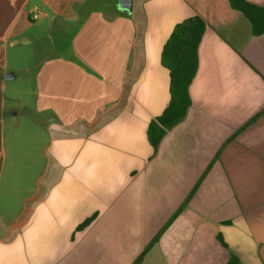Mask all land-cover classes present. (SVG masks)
I'll return each instance as SVG.
<instances>
[{"label":"crops","instance_id":"0c3cea01","mask_svg":"<svg viewBox=\"0 0 264 264\" xmlns=\"http://www.w3.org/2000/svg\"><path fill=\"white\" fill-rule=\"evenodd\" d=\"M118 1L0 0V264H136L162 231L139 264H264V33L230 0ZM196 17L190 106L154 147ZM44 23L61 52L26 107L11 65Z\"/></svg>","mask_w":264,"mask_h":264},{"label":"trees","instance_id":"16d2710c","mask_svg":"<svg viewBox=\"0 0 264 264\" xmlns=\"http://www.w3.org/2000/svg\"><path fill=\"white\" fill-rule=\"evenodd\" d=\"M230 1L236 10L243 12L251 21L255 34L264 33V7L252 5L247 0ZM205 30L206 23L203 19L196 17L186 20L176 26L165 45L162 61L172 75V103L164 115L151 124L150 140L154 147H157L160 138L164 134V131L158 135L154 133L157 124L160 123L167 127L172 126L175 124L174 122L182 119L184 112L190 106L189 88L198 70V50ZM198 187L199 184L196 189ZM184 207L180 209V212ZM161 234L146 249L136 264L142 262L149 250L158 242Z\"/></svg>","mask_w":264,"mask_h":264},{"label":"rangeland","instance_id":"374dc122","mask_svg":"<svg viewBox=\"0 0 264 264\" xmlns=\"http://www.w3.org/2000/svg\"><path fill=\"white\" fill-rule=\"evenodd\" d=\"M38 22L39 21H36V23ZM44 26L46 33L43 38L39 39L38 44L18 48L17 57L20 61L18 64L11 65V72L19 71V74L16 75L17 81L15 80L9 83L10 90L16 87L18 93L14 94L13 91H11L10 96L13 99L21 98L23 105L26 107L32 105V97H30L29 93L34 89V77L41 60L48 55H56L61 52L58 41L60 35L57 24L52 28L48 27L46 23H44ZM68 34L70 36L72 33L68 32ZM26 68H28V70H26Z\"/></svg>","mask_w":264,"mask_h":264},{"label":"water","instance_id":"95a60500","mask_svg":"<svg viewBox=\"0 0 264 264\" xmlns=\"http://www.w3.org/2000/svg\"><path fill=\"white\" fill-rule=\"evenodd\" d=\"M118 8L126 14L131 13L133 8V0H119Z\"/></svg>","mask_w":264,"mask_h":264}]
</instances>
